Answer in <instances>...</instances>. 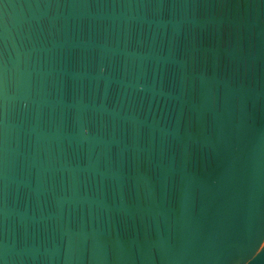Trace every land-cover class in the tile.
<instances>
[{"label":"water","instance_id":"1","mask_svg":"<svg viewBox=\"0 0 264 264\" xmlns=\"http://www.w3.org/2000/svg\"><path fill=\"white\" fill-rule=\"evenodd\" d=\"M0 264H264V0H0Z\"/></svg>","mask_w":264,"mask_h":264}]
</instances>
